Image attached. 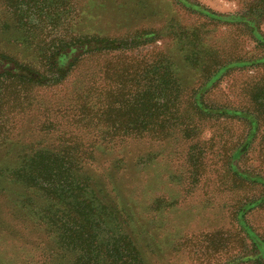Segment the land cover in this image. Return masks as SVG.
Returning <instances> with one entry per match:
<instances>
[{
  "label": "rangeland",
  "instance_id": "374dc122",
  "mask_svg": "<svg viewBox=\"0 0 264 264\" xmlns=\"http://www.w3.org/2000/svg\"><path fill=\"white\" fill-rule=\"evenodd\" d=\"M248 1L0 0V50L36 65L38 48L74 37H140L135 61L167 56L182 69L177 78L185 96L188 89L201 87L200 60L208 66L234 56L264 54L245 31L218 26L199 13L239 15ZM258 30L264 36V21ZM111 63L109 57L89 60L62 85L37 90L31 112L17 117V139L41 145L98 141L99 133L82 129L76 110L83 103L94 105L108 92ZM262 77L263 72L232 70L203 95L204 105L248 108L250 90ZM183 101L184 119L189 116L195 127L189 137L105 139L116 145L91 149L92 169L109 175L128 216L126 232L145 264H228L248 252L240 222L264 240V187L241 180L231 169L233 165L264 178V140L257 136L232 160L231 154L246 143L245 124L201 117ZM9 207L0 200V264H46L51 254H58L54 236L24 223Z\"/></svg>",
  "mask_w": 264,
  "mask_h": 264
},
{
  "label": "trees",
  "instance_id": "16d2710c",
  "mask_svg": "<svg viewBox=\"0 0 264 264\" xmlns=\"http://www.w3.org/2000/svg\"><path fill=\"white\" fill-rule=\"evenodd\" d=\"M242 8L244 12L239 15L224 16L204 9L199 13L218 26L245 31L256 47L264 48V36L258 30L264 21V0H249ZM139 39L74 37L38 48L41 54L36 65L0 50V200L6 201L12 215L19 214L24 223L40 227L47 237L54 236L58 254H51L54 257L46 264H145L131 234L126 232L128 216L120 208L109 175L99 176L92 169L95 160L91 151L98 144L99 148L116 145L105 139L163 141L176 133L189 137L187 132L195 127L181 111L185 100L193 114L245 124L246 143L243 150L231 154L232 160L245 153L257 136L264 140V54L234 56L208 66L200 60L201 87L188 89L189 95L184 96L186 89L177 78L182 69L168 62L167 56L158 54V61H135ZM103 57L113 62L109 68L114 77L108 92L94 105L83 103L76 110L78 120L84 124L82 129L99 133L98 141L41 145L17 139V117L31 112L37 90L60 86L85 62ZM232 70L263 72L250 90L252 106L204 105L203 95ZM231 169L241 180L264 187L262 176L238 171L233 165ZM239 225L248 252L228 264H264V240L244 222ZM115 226L126 228L115 230Z\"/></svg>",
  "mask_w": 264,
  "mask_h": 264
}]
</instances>
